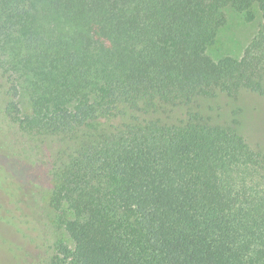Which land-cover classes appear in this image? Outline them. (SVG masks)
<instances>
[{
  "label": "trees",
  "instance_id": "trees-1",
  "mask_svg": "<svg viewBox=\"0 0 264 264\" xmlns=\"http://www.w3.org/2000/svg\"><path fill=\"white\" fill-rule=\"evenodd\" d=\"M255 2L241 55L211 57L224 8L251 21ZM0 67L28 95L12 120L64 146L45 162L72 242L55 264H264V145L247 136L264 141V111L236 108L264 102V0H0Z\"/></svg>",
  "mask_w": 264,
  "mask_h": 264
},
{
  "label": "rangeland",
  "instance_id": "rangeland-1",
  "mask_svg": "<svg viewBox=\"0 0 264 264\" xmlns=\"http://www.w3.org/2000/svg\"><path fill=\"white\" fill-rule=\"evenodd\" d=\"M252 10L256 17L247 21L243 13L224 8L225 24L207 48L211 57L241 55L259 26L256 2ZM247 97L248 105L238 102L237 109L245 108L247 112L252 108L251 114L258 108L264 111L262 100ZM9 101L17 103L21 114L30 111L24 87L13 74L0 67V264H55V243L61 239L69 245L72 242L58 226L56 211L50 206L51 189L45 162L59 150L58 155L64 157V146L55 137H35L23 132L7 113ZM250 116L249 113L238 115L240 129L252 124ZM247 136H251L252 143L264 145L258 133L249 131Z\"/></svg>",
  "mask_w": 264,
  "mask_h": 264
}]
</instances>
